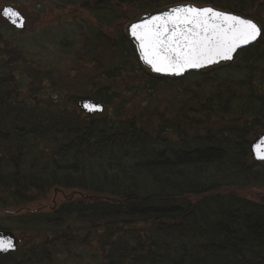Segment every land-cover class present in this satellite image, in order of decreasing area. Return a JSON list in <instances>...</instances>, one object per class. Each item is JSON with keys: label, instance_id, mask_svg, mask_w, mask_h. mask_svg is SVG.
I'll use <instances>...</instances> for the list:
<instances>
[{"label": "trees", "instance_id": "obj_1", "mask_svg": "<svg viewBox=\"0 0 264 264\" xmlns=\"http://www.w3.org/2000/svg\"><path fill=\"white\" fill-rule=\"evenodd\" d=\"M64 1L57 13L96 26L73 41L76 76L36 64L0 18V217L21 238L0 264H264V198L235 191L264 189L249 152L264 132V0ZM184 2L249 17L261 38L232 63L152 75L124 27ZM86 97L105 112L82 113Z\"/></svg>", "mask_w": 264, "mask_h": 264}, {"label": "snow or ice", "instance_id": "obj_2", "mask_svg": "<svg viewBox=\"0 0 264 264\" xmlns=\"http://www.w3.org/2000/svg\"><path fill=\"white\" fill-rule=\"evenodd\" d=\"M173 11L175 15H170L164 24L149 21L145 25H131V33L139 41L145 63L155 72L181 74L187 69L231 59L238 47L256 40L260 34L255 23L211 8L180 7ZM4 15L15 17L12 22L23 26L18 13L5 9ZM83 107L98 110L94 105ZM255 152L257 158L264 159V141L255 145ZM12 248L11 239H0V251Z\"/></svg>", "mask_w": 264, "mask_h": 264}, {"label": "rangeland", "instance_id": "obj_3", "mask_svg": "<svg viewBox=\"0 0 264 264\" xmlns=\"http://www.w3.org/2000/svg\"><path fill=\"white\" fill-rule=\"evenodd\" d=\"M43 2L45 3V7L40 6L39 9H36L33 6L35 4H29L28 0H0V9L3 5H11L18 8L25 16L27 22L24 31L14 32L11 30L6 37H10V39H8L9 41H13L14 43L17 42L21 48L26 51L25 53L30 59L37 61L36 64H48L47 66L52 64L61 75L63 73L66 76H76L77 74H81V72L77 71L78 67L76 66L74 59H72V52L75 48V43H73V41L78 38L79 30H81L82 27H84L85 30L90 31L91 29L96 28V26L93 25V21L87 14L73 13L69 16L57 13L55 10L57 6L55 5H61L58 7L65 11L69 10L66 6L67 2L64 0H43ZM105 59L106 66H109V56H106ZM85 61L86 60L83 62ZM89 62L90 59L88 58L87 62L84 64ZM33 64V62L29 63V60L24 61L26 67L28 65L33 67ZM89 69L85 67V72L91 74L95 72ZM79 86L85 87L83 83ZM127 93L128 92L123 91L124 96L122 97L125 98L128 95ZM141 102V98L133 100L129 104L128 110H139ZM115 105L116 104L110 105V108L108 109H113ZM84 182L88 181L84 180ZM235 191L246 194L254 199L258 197L264 198V189L248 188L242 190L235 189ZM57 195L54 196V194L50 192L46 200V205L49 206L51 202H54L55 200L58 202L63 200V198L59 196V193H57ZM11 223V220L6 221L4 216L0 217V228L7 229Z\"/></svg>", "mask_w": 264, "mask_h": 264}, {"label": "water", "instance_id": "obj_4", "mask_svg": "<svg viewBox=\"0 0 264 264\" xmlns=\"http://www.w3.org/2000/svg\"><path fill=\"white\" fill-rule=\"evenodd\" d=\"M180 7H195V8H199V9L211 8V9L217 11V12H220V13H223V14H226V15L236 16V17H239L241 19L249 20V21L255 23L258 26V28L260 29V34L258 35L256 40H254V41H252V42H250L248 44H245V45H242V46L238 47L235 50V52L232 54V58L231 59H221L218 62H214V63L209 64V65H202L199 68L187 69L181 74H175V73H171V72H155V71L152 70L150 65L145 63V60L143 59L142 51L140 49L139 41H137L135 39V37L132 35V33H131V25H134V24L135 25H145L149 21H157L160 24H164V22L168 20L170 15L171 16L175 15L173 10L176 9V8H180ZM5 9H9V10H12V11L18 13L19 16L23 19V26L22 27L21 26H17V24H14L12 22L13 19H15V17H6L4 15V10ZM0 17L4 21H6L15 30L24 31L26 29V19H25V17L21 14V12L18 9L14 8L13 6H9V5L2 6V8L0 10ZM157 18H159V19L157 20ZM213 22L214 23H222L221 21H213ZM168 27L171 28L172 25L169 24ZM125 32H126V35H127L128 39L131 41V43L134 46L136 56H137L140 64L142 65V67L145 68L146 70H148L153 75L166 77V78H179V77H183L184 75L189 74V73H200V72L207 71V70L213 69V68L221 66V65H226L228 63H231L234 60L236 54L240 50L245 49V48L255 44L259 40V38L261 36V28H260V26L258 25V23H256L255 21H253L250 18L244 17V16H242L240 14L231 13V12H228V11H223V10L214 8L213 6H210V5L198 6V5H195V4H192V3L176 4V5L164 7V8H161V9L153 10V11H150L148 13L142 14L141 16H139L138 18H136L135 20L131 21L130 23H128L126 25ZM85 104L97 106L98 110H91L90 111V110H88V109L83 107V105H85ZM77 106L86 115L101 114L103 112V110H104V106L100 102H98L96 100H81V101H79L77 103ZM261 141H264V133H260L259 135L255 136L251 140V142L249 144V151H250V154H251V158L255 162H258V163H263L264 162V159L257 158L256 152H255V145L259 144ZM55 192H57V190H55ZM0 239H11L13 241V243H14V248H12L10 250H7V251H0V257L4 256V255H8L10 253L16 252L18 250V245L21 242V239L18 238L12 231L4 230V229H0Z\"/></svg>", "mask_w": 264, "mask_h": 264}]
</instances>
